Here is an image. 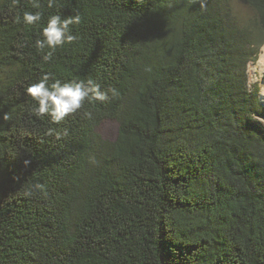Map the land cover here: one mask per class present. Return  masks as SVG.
<instances>
[{
  "label": "trees",
  "instance_id": "1",
  "mask_svg": "<svg viewBox=\"0 0 264 264\" xmlns=\"http://www.w3.org/2000/svg\"><path fill=\"white\" fill-rule=\"evenodd\" d=\"M233 1L0 0V264H264V0ZM53 15L80 23L45 61ZM44 75L108 99L56 123Z\"/></svg>",
  "mask_w": 264,
  "mask_h": 264
},
{
  "label": "clouds",
  "instance_id": "2",
  "mask_svg": "<svg viewBox=\"0 0 264 264\" xmlns=\"http://www.w3.org/2000/svg\"><path fill=\"white\" fill-rule=\"evenodd\" d=\"M29 2L34 9L41 7L40 0H29ZM48 2L51 7L53 0H48ZM40 20L41 13L39 11L25 10L23 13V21L28 25L35 24ZM79 23L80 16L78 15L65 19H61L58 15L49 18L47 26L42 31L43 38L36 41L38 50L43 51L46 48L51 50L44 56L45 61L51 59L53 52L58 47L76 40V37L71 34L70 26ZM49 79V75H44L38 83L31 84L26 91L38 104V107L34 108L35 114L38 116L48 114L56 123L81 109L85 101L108 99L107 93L101 91L100 85L92 80H88L87 83L56 80L49 84Z\"/></svg>",
  "mask_w": 264,
  "mask_h": 264
},
{
  "label": "rangeland",
  "instance_id": "3",
  "mask_svg": "<svg viewBox=\"0 0 264 264\" xmlns=\"http://www.w3.org/2000/svg\"><path fill=\"white\" fill-rule=\"evenodd\" d=\"M233 4L241 19L247 20L251 17V9L242 0H234ZM248 83L249 90L258 95L263 111L259 120L264 124V45L260 49L256 62L250 63L248 66ZM97 130L105 140L115 141L118 136L119 125L115 120H106Z\"/></svg>",
  "mask_w": 264,
  "mask_h": 264
}]
</instances>
